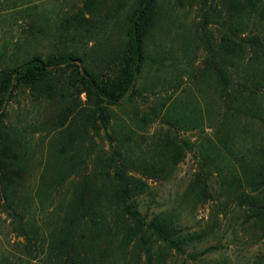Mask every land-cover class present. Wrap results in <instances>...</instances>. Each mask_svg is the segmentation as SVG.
Instances as JSON below:
<instances>
[{
  "label": "trees",
  "instance_id": "1",
  "mask_svg": "<svg viewBox=\"0 0 264 264\" xmlns=\"http://www.w3.org/2000/svg\"><path fill=\"white\" fill-rule=\"evenodd\" d=\"M81 1L54 35L69 45L0 63V200L27 247L40 236L50 264H114L129 252L153 264L149 239L184 253L208 225L186 230L178 214L143 212L139 197L190 152L184 196L216 214L234 205L264 247V0ZM187 8L191 24H177ZM170 25L172 37L155 41ZM79 40H93L91 51ZM19 91L40 107L34 125L45 138L33 190L40 225L25 222L28 201L18 208L29 145L7 116Z\"/></svg>",
  "mask_w": 264,
  "mask_h": 264
},
{
  "label": "rangeland",
  "instance_id": "2",
  "mask_svg": "<svg viewBox=\"0 0 264 264\" xmlns=\"http://www.w3.org/2000/svg\"><path fill=\"white\" fill-rule=\"evenodd\" d=\"M81 0H0V63L7 60L12 62L15 54L23 56L39 52L44 55L56 50L59 46L67 44L54 38L61 17L75 13L81 7ZM187 11V12H186ZM189 8L178 12L177 24L189 26L194 10ZM183 23V24H182ZM178 27L170 25L168 28L157 29L153 38L155 41L170 39ZM88 43V45L86 44ZM93 40L75 43L83 51L90 52ZM58 45V46H57ZM69 45V44H67ZM153 96H150L152 101ZM125 108V107H123ZM9 114L7 121L18 127V131L28 141L30 159L23 173L20 192L18 194L22 205L30 203L26 209L31 213L25 222L40 225L44 214H34L36 197L34 188L38 182L41 170L42 156L44 155L43 134L35 129L34 120L40 112L36 102L31 101L28 93L19 91L8 105ZM131 107L116 109L120 118H126ZM159 128V123H154L147 136ZM210 132V130H207ZM184 137H192L194 132H182ZM141 138L138 136L136 139ZM97 144L102 147L107 145L105 139L97 137ZM196 169V159L193 152L187 155L176 165L167 179H148V190L139 197L140 209L149 211H166L178 214L180 223L186 225V230L193 231L207 227L209 236L195 246L186 248L184 253L175 250L168 251L158 242L149 239L152 245L153 264H264V247L258 240L253 229L242 226L241 212L229 205L223 207L222 212L216 214L212 202L195 203L191 197L184 196L187 184ZM19 201V202H20ZM18 201H16V204ZM4 198L0 200V264H50L46 257L45 248L42 246L40 236L31 240L33 247L26 245L27 238L20 235L16 226L15 215L11 208H6ZM27 206V205H26ZM7 209V210H6ZM32 219H29L32 217ZM35 237V236H33ZM214 247L207 253H202L206 247ZM33 250V251H31ZM164 254V256H162ZM164 257V262H162ZM114 264H147L145 256L137 258L135 252L125 255L115 254Z\"/></svg>",
  "mask_w": 264,
  "mask_h": 264
}]
</instances>
